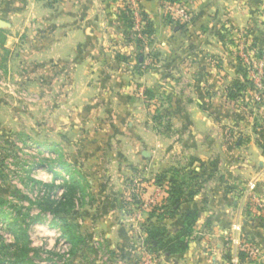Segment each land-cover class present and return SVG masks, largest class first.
<instances>
[{
	"label": "crops",
	"instance_id": "crops-1",
	"mask_svg": "<svg viewBox=\"0 0 264 264\" xmlns=\"http://www.w3.org/2000/svg\"><path fill=\"white\" fill-rule=\"evenodd\" d=\"M189 4L194 7V19L181 27L166 20L158 0L143 2L153 25V44L146 51L153 62L142 74L130 75L123 70L129 64L116 58L120 50L113 45L125 30L115 0L0 1V21L6 23L0 30L6 48L17 42L20 24L25 23L26 29L30 22L38 28L34 46L39 54L52 65L61 63L74 70L75 84L81 83V74L96 88L111 86L112 100L134 104L137 99L121 86L135 80L147 93L154 92L169 103L167 115L174 136H165L159 125L156 133L163 141L152 147L146 136L155 127L149 120L141 135L132 120L113 128L119 137L129 133L132 139L125 137L126 145L121 136L122 142L115 144L117 152L112 151L115 158L111 160L120 168L111 173V181L117 187L110 201L102 199L86 209L88 221L81 231L88 230L93 241L107 240L117 256L121 253L114 264H136L143 250L145 260L153 259L154 264H230L228 238L247 241L246 235L258 250L250 257L251 264H264V209L246 194L252 190L264 201V126L254 113L264 107L254 98L242 97L243 103H253V114L241 111L239 123V113L235 109L231 113L224 92L233 79L241 80L242 87L247 82L243 66L239 67L232 54L228 29L242 31L253 40L255 52H264V0H194ZM119 112L115 118L123 113L126 119L130 113L134 115L133 106ZM174 170L189 172L186 183L194 191L181 209L167 215L172 185L169 172ZM132 172L148 183L140 196L127 187L135 180ZM136 196L139 201L133 209L139 207L140 235L134 231L135 223L125 225L127 219L119 216L124 200ZM188 211L198 217L186 252L171 255L151 249L147 228L162 226L174 236L184 228Z\"/></svg>",
	"mask_w": 264,
	"mask_h": 264
},
{
	"label": "rangeland",
	"instance_id": "rangeland-1",
	"mask_svg": "<svg viewBox=\"0 0 264 264\" xmlns=\"http://www.w3.org/2000/svg\"><path fill=\"white\" fill-rule=\"evenodd\" d=\"M115 1L120 18L126 12L132 23V29L126 35L128 25L121 18L125 30L123 37L113 41V45L122 52L119 51L116 58L131 66L123 68L128 72L126 74H142L153 62L152 57L146 55L147 49L153 44V37L145 34V0ZM158 1L169 23L181 27L191 25L195 12L189 3L194 0ZM5 25L0 21V29ZM31 25L28 22L25 29V23L20 24L17 42L11 48L5 47V35L0 30V210L5 214V220L0 221V264H7L10 256L5 249L15 244V238L9 230V225L14 221L23 227L26 235V238L20 239V256L28 254L23 264H114V259L120 258L122 254L117 256L107 240L93 241L88 230L81 231L82 225L88 221L86 209L96 206L97 201L102 199L110 201L112 191L117 187L111 181V173L120 168L111 160L115 158L112 153L117 152L115 144L121 143L125 137L132 139L129 133L119 137L113 128L117 123L126 126L132 120L141 135L143 124H148L149 120L151 127H155V131L151 129L149 136H146L152 147L163 141L162 138L158 139L156 133L159 125L165 136H174L167 115L170 112L169 103H164L154 92L147 93L146 88L135 80L121 86V89L127 90L137 99L134 104L112 100V92L109 91L111 86H107L106 90L105 86L96 88L81 74V83L75 84L77 73L74 70L61 63L52 65L39 54L40 49L34 46L38 28L36 30ZM228 31V42L235 61L240 68L241 65L245 68L247 75L243 87L241 80L238 82L233 79L224 88L225 95L230 99L231 113L236 110L241 123V111L253 114V103H243L242 99L254 98L264 107V52H255L253 40L242 31L236 32L230 28ZM239 73L241 77V70ZM132 106L134 115L130 113L126 119L127 115L121 113ZM118 112L121 118H115ZM254 113L264 126V109ZM126 138L122 143H127ZM237 139L239 135L235 141ZM180 172L179 180L186 183L189 172ZM132 173L135 180L127 187L131 186L135 194L140 196L144 194L143 190L148 189V183L142 180L141 174ZM73 178L79 181L81 190L74 206L61 216L51 212L49 205L44 207L47 200L49 203L58 202L64 192L61 187L71 183ZM137 199L136 196L130 201L124 200V210L119 216L123 221L127 219L125 225L135 223L134 231L140 235L142 222L137 215L139 207L133 209L139 201ZM262 203L264 208L263 200ZM64 225H69L68 228L84 240V243H76L78 256H73L74 247L67 244L64 238ZM245 239L248 241L247 235ZM235 240L236 236L229 237L226 244L230 264L237 253ZM143 253L138 256L136 264H152L145 260ZM151 262L154 264V260ZM241 264H251V258L243 254Z\"/></svg>",
	"mask_w": 264,
	"mask_h": 264
},
{
	"label": "trees",
	"instance_id": "trees-1",
	"mask_svg": "<svg viewBox=\"0 0 264 264\" xmlns=\"http://www.w3.org/2000/svg\"><path fill=\"white\" fill-rule=\"evenodd\" d=\"M170 2H178V0H169ZM145 16V15H144ZM123 21L128 25L127 29L129 30L127 34H129L130 29H132V23L130 22V17L127 15L126 12H123L121 15ZM145 34L152 36L153 35V25L148 18V15L145 16ZM137 43V42H136ZM139 43V42H138ZM137 43V44H138ZM141 44V41H140ZM142 56V53L139 54V57ZM244 72L245 68L243 67ZM246 75V74H245ZM247 76V75H246ZM171 175V191L170 197L168 201V205L165 207V213L167 215L174 214L177 210L181 209L183 204L188 201V198L193 196V191L190 190V187H186V183L184 181L179 180V172L176 170L169 172ZM162 180V179H161ZM61 188L64 189L63 195L58 202H51L47 200L44 207L49 205V210L56 215L61 216L63 213H66L67 209H71L74 206V202L77 200L78 193H81L79 181L76 179H72L71 183H65ZM0 221H4L5 214L0 210ZM21 216V214L19 213ZM160 216V215H159ZM198 215L195 212H187L184 215L185 226L182 230H180L176 235L170 236L166 229L162 226L158 225H150L147 228L148 234V243L151 249L155 250L156 252H164L169 253L171 255H180L186 252L187 246V239L191 237V232L193 230L194 224L196 222ZM64 222V219L61 218ZM15 222V221H14ZM9 225V230L11 234L15 238V244L7 246L5 250L9 254V258L7 259V264H23L25 263V257L28 254H25V257L20 256V239L26 238L24 233L23 227L19 226L16 222ZM63 227V234L64 238H66V242L69 245H73L74 249L72 251L73 256H78L79 249L77 247V242H83L81 238L78 237V234L68 228L69 225H64ZM2 241V240H1ZM3 244V242L1 243ZM21 257V259H20Z\"/></svg>",
	"mask_w": 264,
	"mask_h": 264
},
{
	"label": "built area",
	"instance_id": "built-area-1",
	"mask_svg": "<svg viewBox=\"0 0 264 264\" xmlns=\"http://www.w3.org/2000/svg\"><path fill=\"white\" fill-rule=\"evenodd\" d=\"M246 194L257 205V207L259 209H261V210L264 209L263 203L261 202V200H259L257 198V196H255L250 191H248ZM234 244H236V252L237 253H236V255L233 256V258L231 260V264H241V256L243 254H247L249 257H254L258 253V250L245 240H242V239L239 240V238H237V240H235ZM149 263H151V260H149Z\"/></svg>",
	"mask_w": 264,
	"mask_h": 264
}]
</instances>
